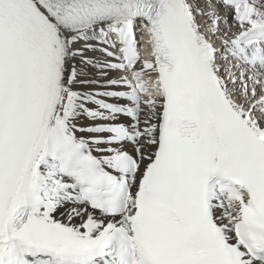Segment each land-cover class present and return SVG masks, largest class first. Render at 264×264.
<instances>
[{
    "label": "snow or ice",
    "instance_id": "1",
    "mask_svg": "<svg viewBox=\"0 0 264 264\" xmlns=\"http://www.w3.org/2000/svg\"><path fill=\"white\" fill-rule=\"evenodd\" d=\"M0 264H264V0H0Z\"/></svg>",
    "mask_w": 264,
    "mask_h": 264
}]
</instances>
